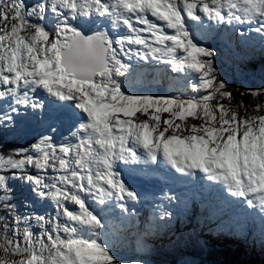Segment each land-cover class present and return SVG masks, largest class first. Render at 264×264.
I'll list each match as a JSON object with an SVG mask.
<instances>
[{"label": "snow or ice", "instance_id": "snow-or-ice-1", "mask_svg": "<svg viewBox=\"0 0 264 264\" xmlns=\"http://www.w3.org/2000/svg\"><path fill=\"white\" fill-rule=\"evenodd\" d=\"M237 34L264 50V0H0V132L34 133L0 144V264H150L181 187L264 251V82L234 90L212 47Z\"/></svg>", "mask_w": 264, "mask_h": 264}, {"label": "rangeland", "instance_id": "rangeland-1", "mask_svg": "<svg viewBox=\"0 0 264 264\" xmlns=\"http://www.w3.org/2000/svg\"><path fill=\"white\" fill-rule=\"evenodd\" d=\"M251 35L253 36V39L249 43V45H246V46L242 45L238 34L235 37H233V39L231 40V41L236 42V45L231 44V45H233L232 47L231 46H229V47L227 46V43L229 42L228 40L217 39L212 44L213 49L217 52V55H218V63H221V65L224 64V66H225L223 69L220 68V70L226 76V78L229 81H231V87L233 89H234V86H235L234 83H236V84L243 83V84L248 86L249 82L251 80H255L257 84H261L262 82H264V73H260L259 75L258 74H253L251 72H248V74L245 73V71L242 69V66H243V63H244L243 59L235 57L234 60L230 61V60H228L225 57L227 52L232 51V49H235L236 47L241 48L243 50V52H248V50L253 49V48L257 47V46L262 47L260 42L256 38L255 34H251ZM221 46L227 47L228 51L223 52V54L219 53V50H220ZM262 51H264V50H262ZM227 64H229V66H227ZM239 69L242 70V74L239 73L240 72V71H238ZM175 75H176L175 73H171V72L168 73V77L175 76ZM159 78L161 79L162 83L169 84L167 77L159 76ZM233 78H235V80ZM160 83L157 82V80H153L152 77L150 76L148 81H146L142 85L138 86L137 90L139 92H141L142 94H150L151 91H154V90L153 89H146V91H145V88H147L150 85H153V86H156V87L159 86V89L157 90V93H155L156 95H168L165 92V89L161 86ZM169 89H170V87H169ZM170 92H171V89H170ZM30 135H34V133L30 134ZM3 137H5V139L7 141H12V140H15L17 138H23V137H13V136H10V135H7V134H5ZM27 141L28 142L26 144H23V145L22 144L21 145H12V146L27 147L28 143L31 142V139L29 137H27ZM1 144L4 145L5 147H8V146L11 145L9 143H1ZM14 187H16V186L14 185ZM148 207H149V205H148ZM186 228H187V224L180 223L178 221L175 224L174 230H176L175 232H178V231L184 230ZM165 235H168V234H165ZM200 235H202V237L204 238L205 236H210L211 234L201 233ZM170 238H172V237H170ZM157 240H159V238H157ZM205 252L206 251L203 250V249H201V251H195V250L191 249L190 251H184V252H181V253L176 254V255H168V256H164V257H158L155 260L150 259L151 256H155L154 254H151L149 259H150V264H185V262H187V261H191V262H193V264H219V263L214 262V261L205 260V258H204L205 254H206ZM207 253H208L209 258L213 257L215 259H220L214 253H211V252H207ZM224 263H225L224 260H220V264H224Z\"/></svg>", "mask_w": 264, "mask_h": 264}, {"label": "trees", "instance_id": "trees-1", "mask_svg": "<svg viewBox=\"0 0 264 264\" xmlns=\"http://www.w3.org/2000/svg\"><path fill=\"white\" fill-rule=\"evenodd\" d=\"M234 85V90L244 91L243 85L236 83ZM239 99L240 97L237 96V100ZM244 101L248 103L250 97L245 96ZM196 243L206 251L205 253H214L218 258L224 260V264H264V251L249 240L245 241L244 239L235 238V240L220 239L219 241H213L211 244L207 240L196 241ZM196 243L189 237H181L173 242H164L159 239L153 244L152 254L164 257L190 251L191 249L201 251V248ZM214 262L220 264L219 259L214 260Z\"/></svg>", "mask_w": 264, "mask_h": 264}, {"label": "bare ground", "instance_id": "bare-ground-1", "mask_svg": "<svg viewBox=\"0 0 264 264\" xmlns=\"http://www.w3.org/2000/svg\"><path fill=\"white\" fill-rule=\"evenodd\" d=\"M231 44H233V42H231V43H227V46L229 47V46H233V45H231ZM234 45H236V44H234ZM241 51H243L241 48H238V47H236L235 49H232V51H230V52H227L226 53V58L228 59V60H230V61H232V60H234L235 59V57L241 52ZM256 53V52H255ZM257 55L259 56V58H260V61L255 65V66H251V67H249L248 69H245V70H247L248 72H251V73H256V72H260L259 71V67L261 66V65H263V62H264V57L262 56L261 57V54L260 53H258L257 52ZM247 58H245V59H243V60H246ZM226 62V61H225ZM227 63V62H226ZM227 66H229V64H227ZM238 71H240L239 73L240 74H242V70L241 69H239ZM1 137L3 138V133L1 132ZM191 205V208H190V211L191 212H193V213H197V212H199V211H204V212H207L208 213V211L205 209V208H203L202 207V204H201V201H200V199L199 200H197V201H195L194 203H192V204H190ZM148 207V204H145V207H144V209L145 208H147ZM201 213H203V212H201ZM205 214V213H204ZM144 218V216H143V214H141L140 213V220H142ZM176 230H174V232H175ZM157 251V250H156Z\"/></svg>", "mask_w": 264, "mask_h": 264}]
</instances>
